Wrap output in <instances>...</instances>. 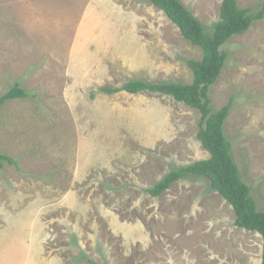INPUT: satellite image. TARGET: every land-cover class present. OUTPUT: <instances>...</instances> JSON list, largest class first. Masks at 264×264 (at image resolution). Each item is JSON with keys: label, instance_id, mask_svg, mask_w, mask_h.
<instances>
[{"label": "rangeland", "instance_id": "rangeland-1", "mask_svg": "<svg viewBox=\"0 0 264 264\" xmlns=\"http://www.w3.org/2000/svg\"><path fill=\"white\" fill-rule=\"evenodd\" d=\"M212 29L221 0H179ZM257 7L262 0H236ZM209 89L243 181L264 211V17L223 45ZM201 49L149 0H0V264H259L202 175L143 188L208 157L199 111L128 80L190 83Z\"/></svg>", "mask_w": 264, "mask_h": 264}, {"label": "trees", "instance_id": "trees-1", "mask_svg": "<svg viewBox=\"0 0 264 264\" xmlns=\"http://www.w3.org/2000/svg\"><path fill=\"white\" fill-rule=\"evenodd\" d=\"M149 1L165 13L186 40L201 49L200 59L186 60V65L192 73L191 82H146L133 79L113 88L104 87L102 91L106 93L126 91L132 94L141 91L160 93L197 109L200 117L196 137L209 155L170 170L154 185L143 190L152 196H159L172 183L188 175L206 177L211 188L232 207L235 216L234 225L255 231L261 236L262 250L259 264H264V211L257 208L249 185L241 177L233 157L231 143L223 132L232 101L229 100L225 105L215 109L209 94V89L217 81L226 63L224 43L230 37L244 33L255 20L264 17V0L255 8L239 7L236 0H221L219 18L210 31H206L201 21L179 0ZM25 97L27 92L15 84L0 95V106L6 100ZM5 162L15 164L9 156L0 153V170Z\"/></svg>", "mask_w": 264, "mask_h": 264}]
</instances>
